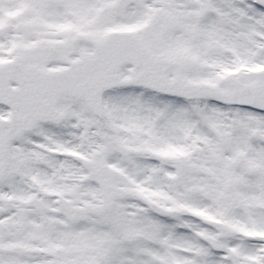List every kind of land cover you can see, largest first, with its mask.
I'll return each mask as SVG.
<instances>
[{"label": "snow or ice", "instance_id": "obj_1", "mask_svg": "<svg viewBox=\"0 0 264 264\" xmlns=\"http://www.w3.org/2000/svg\"><path fill=\"white\" fill-rule=\"evenodd\" d=\"M0 264H264V0H0Z\"/></svg>", "mask_w": 264, "mask_h": 264}]
</instances>
